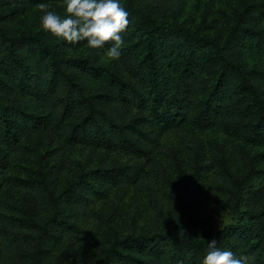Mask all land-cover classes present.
Masks as SVG:
<instances>
[{
	"label": "trees",
	"instance_id": "16d2710c",
	"mask_svg": "<svg viewBox=\"0 0 264 264\" xmlns=\"http://www.w3.org/2000/svg\"><path fill=\"white\" fill-rule=\"evenodd\" d=\"M203 1L122 0L130 23L121 56L104 60L50 31H23L27 7L63 0H0V168L39 131L139 161L107 168L60 160L47 172L26 168L20 186L4 192L0 180L8 253L25 264H201L216 239L264 264V0H225L238 8L223 38L190 21ZM196 131L234 138L238 157L215 141L210 171L199 144L185 170L164 139ZM208 175L233 205L235 224L213 229L191 215V195ZM157 189L171 214L156 209L139 226L127 199ZM89 215L93 230L84 226Z\"/></svg>",
	"mask_w": 264,
	"mask_h": 264
},
{
	"label": "rangeland",
	"instance_id": "374dc122",
	"mask_svg": "<svg viewBox=\"0 0 264 264\" xmlns=\"http://www.w3.org/2000/svg\"><path fill=\"white\" fill-rule=\"evenodd\" d=\"M49 10H55L61 15H65L64 6L62 4H48ZM26 6L27 3H26ZM237 1H225V0H204L202 4L196 7L190 14V21L193 22L195 27H200L210 36L224 37L232 24L233 12L237 10ZM42 11L37 7H27L26 15L23 16V31L25 32H39L45 30L41 24ZM63 39V38H62ZM64 40V39H63ZM81 47L79 50L86 54H100L104 60H112L107 57L103 50L92 49L85 42H80ZM181 135V136H180ZM50 135L39 131L33 134L27 140L29 145L28 151L21 155L17 151L11 154V161L6 169L0 168V180H2L1 192L9 190L13 183L20 186V181L25 179L24 172L26 168L38 169L42 166L45 172L60 160H64L65 164H69V161L74 160L81 164H88L89 166H101V167H113V166H125L133 162H137V158L121 153L110 152L104 149H94L89 147H72L64 145L63 141H60L59 137H51ZM219 142L224 146L225 150L233 153L236 157L237 141L234 138L228 137L224 134L214 132H194V133H169L164 142L166 145L172 146L178 155L185 161V170L190 169V163L195 160L193 153L194 148H198L199 144L204 154L200 158L201 164H206L210 171L212 170L213 163V142ZM171 148V147H170ZM49 149L48 153H45ZM262 151V149H252V153ZM44 154L42 159L35 157V154ZM139 162V161H138ZM68 168V166H66ZM211 174V173H210ZM208 181L203 183L195 195H191V200L194 206L191 207V215L201 220H207L209 225L213 229H220L238 222V215L230 202L222 199L218 192L212 188L210 175H208ZM17 186V188H18ZM172 188H170L171 190ZM208 196H213L220 200L218 204L210 201ZM165 197L160 193L159 189L153 192H143L138 199L137 203H134V199L128 197V209L133 214L138 216L139 226L146 224L149 219L153 217L156 209L164 210L169 215V204L166 203ZM17 206L23 205L19 199V196L15 199ZM102 205L99 201L95 204L94 209ZM24 207H27L24 205ZM175 209L176 206H174ZM95 218L93 215H89L85 221V228L94 229ZM0 264H25L22 259L16 253H8L5 248L3 238L0 236Z\"/></svg>",
	"mask_w": 264,
	"mask_h": 264
},
{
	"label": "clouds",
	"instance_id": "9594fccd",
	"mask_svg": "<svg viewBox=\"0 0 264 264\" xmlns=\"http://www.w3.org/2000/svg\"><path fill=\"white\" fill-rule=\"evenodd\" d=\"M65 15L49 10L45 2L38 4L42 11L41 24L46 31L72 44L85 42L92 49H101L112 59H119L124 43L121 35L130 23L129 12L122 0H63ZM112 43L105 47V42ZM201 264H254V257L237 255L230 248H221L217 240L207 242Z\"/></svg>",
	"mask_w": 264,
	"mask_h": 264
}]
</instances>
